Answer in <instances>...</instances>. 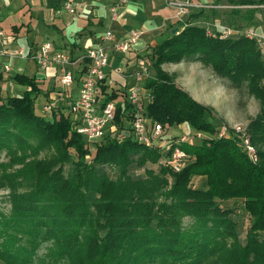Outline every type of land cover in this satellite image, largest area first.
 Segmentation results:
<instances>
[{"label":"trees","instance_id":"obj_1","mask_svg":"<svg viewBox=\"0 0 264 264\" xmlns=\"http://www.w3.org/2000/svg\"><path fill=\"white\" fill-rule=\"evenodd\" d=\"M211 15L191 13L142 56L152 71L141 82L142 112L149 129L162 128L149 147L134 138L125 88L98 83V104L114 106L113 128L88 142L69 113H35L40 87L34 78L0 71V151L10 158L7 168L19 167L0 175V189L11 199L9 215L0 218L2 264H30L42 243L67 264H204L211 257L220 264H264V59L252 40L207 36L200 23ZM181 62L210 67L261 103L246 128L257 162L248 159L239 135L218 137L211 108L162 69ZM7 82L26 89L4 96ZM183 124L202 134L200 144L178 143L179 136L159 144L172 140L163 138L169 128ZM175 146L187 155L179 172L168 164ZM41 153L50 155L38 158ZM237 213L250 222L244 243ZM184 218L192 220L187 228Z\"/></svg>","mask_w":264,"mask_h":264},{"label":"crops","instance_id":"obj_2","mask_svg":"<svg viewBox=\"0 0 264 264\" xmlns=\"http://www.w3.org/2000/svg\"><path fill=\"white\" fill-rule=\"evenodd\" d=\"M118 1L121 0H0V28L6 34V57L0 60V71L2 64L9 62L11 68L9 72H5V77L23 74L34 78L40 87L39 96L48 101L54 100L52 108L67 112V102L75 100L78 96L81 76L79 72L83 65L76 64L72 67L76 80L70 87L62 88L59 84L60 68L42 70L34 61L16 56L17 52L23 50L26 54L31 53L42 43L49 42L53 51L65 52L73 60H77L84 56L87 50L101 44L108 53V67L105 70L107 79L112 80L116 88L128 90L134 85L131 74L141 67L146 48L166 37L168 28H175V10L166 7L163 0H124L117 20L112 22L110 6L118 4ZM192 1L200 4L226 3L225 0ZM67 3L72 5L75 13L66 10ZM206 11L208 15L216 13L217 16L230 10ZM108 30L112 31L116 41L133 34H137L139 39L129 53H115L111 42H102L100 39ZM260 35L264 36V29ZM181 64L190 76L189 81L187 83L181 80L176 83L195 101L211 108L213 114L219 113L218 107L212 105L213 102L208 103L200 99L203 95H216L214 98H217L219 94H223L218 93L217 89L221 87L217 88L215 79L211 78V72L206 70L201 73V68L205 65L200 62H181L174 65ZM116 68L120 69L121 74L115 73ZM14 85L7 82L3 86L14 92ZM25 89L23 87L19 92ZM209 121L213 124L215 119L209 118ZM180 126L190 128L187 124ZM177 136L179 135L170 134L167 130L163 138L172 140L167 143L164 140L161 145L167 146L174 142ZM195 140L193 143L199 144Z\"/></svg>","mask_w":264,"mask_h":264},{"label":"built area","instance_id":"obj_3","mask_svg":"<svg viewBox=\"0 0 264 264\" xmlns=\"http://www.w3.org/2000/svg\"><path fill=\"white\" fill-rule=\"evenodd\" d=\"M166 7L175 10L174 19L176 22H183L192 12L200 10H264V3L254 5H233L230 3L223 4H200L192 0H163ZM124 3L114 4L110 7L111 21L117 20L120 7ZM65 8L70 13H75L71 4H66ZM206 35L212 38L218 37L219 39H226L228 37H243L255 42L261 57L264 59V36L256 32L252 27L245 26H225L221 24H214V27L205 26ZM102 42H111L112 49L115 53L127 54L131 48L137 44L139 36L133 34L116 41L111 30L106 31L101 37ZM6 34L0 28V60L6 57L5 52ZM22 59H30L42 70L58 67L61 70L59 77V84L62 88L70 87L74 81V74L72 67L76 64H82L80 86L78 96L75 100L67 102V113L73 116L72 119L76 120V132L78 135L86 139V141H95L100 139L108 129H112L111 122L114 117V106L112 103H107L105 106H100L96 99L97 85L99 82L106 80L109 86H113L112 80H108L105 70L108 67V53L103 45L98 44L93 48L87 50L84 56L80 59L73 60L65 52L53 51L52 45L49 42L42 43L35 51L25 53L19 50L17 55ZM11 65L9 62L2 64V71L9 72ZM84 69V70H83ZM83 71V72H82ZM115 73L121 74L119 68H116ZM149 75L146 67H139L132 74V85L126 90L128 102L133 107L134 113L131 121V128L134 138L141 144L149 147L161 136V127L155 125L148 128V122L143 115L142 100L146 99V91L141 87L142 80ZM43 112L50 115L52 106L48 103L43 106ZM247 125H235L231 128L225 126L221 127L218 132V137L227 136L230 132L240 136L242 147L248 159L255 163L257 162V152L255 147L250 143L247 134ZM195 139H202L201 133L181 135L178 143L193 142ZM187 155L175 146L169 156L168 164L173 172H179Z\"/></svg>","mask_w":264,"mask_h":264},{"label":"rangeland","instance_id":"obj_4","mask_svg":"<svg viewBox=\"0 0 264 264\" xmlns=\"http://www.w3.org/2000/svg\"><path fill=\"white\" fill-rule=\"evenodd\" d=\"M119 2V1H118ZM117 2V3H118ZM225 2L228 3V1L225 0ZM120 3V2H119ZM125 3V1H124ZM122 3V5L124 4ZM112 6V5H111ZM110 6V7H111ZM239 12L232 13L230 11L223 12L222 14H218L216 16V13H213L210 17H204L203 21H201L200 25L202 26H210L214 27V24H221L225 26H245V27H252L256 30L257 33L261 34L263 33L264 29V10H252L254 13L252 15L249 10L245 9H237ZM250 17V20L247 18ZM174 24L176 25V21L174 20ZM172 27V26H171ZM171 31V28H168L167 30V36L169 35ZM162 39V38H161ZM147 58H142V65L143 67H146L149 71V73L152 71L150 70L149 66H147L146 63ZM188 66V65H187ZM193 68V65L191 66ZM139 69V68H138ZM162 69L166 71L168 74H171L175 81L179 83L181 80H185L187 83L189 81V74L185 70V67L181 64L174 65V64H166L162 66ZM202 72H205L206 70H209V73L211 72V78L215 79V84L218 87L217 91L219 94V97H216V95L208 94V96L203 95L204 97L200 98L203 101H207L208 103H214L212 105L218 107L219 113H212V119H215V122L213 123L214 126L217 128H221L223 126L227 128H231L235 125H247L249 121H251L259 112L261 108V103L257 101L256 99L248 96L246 93V90L244 88H240L239 90L236 88H232L230 84L222 80L220 78H217L216 75L212 72L211 68L208 66H203ZM3 72V71H2ZM6 73L4 72V75ZM210 76V75H209ZM118 80L117 78H115ZM15 90L9 91L6 87L3 88V95H12V96H18L22 94L23 92H19L21 88H23L20 85L15 84L14 85ZM128 87V86H127ZM203 94V92H201ZM215 99V100H214ZM54 100H46L43 96H38L35 100V113L42 117H47V114L43 112V106L45 104H49L50 106L53 105ZM214 112V111H213ZM73 118V116H71ZM170 134L173 135H179V137L185 133L193 134L195 133L193 129L188 127H182V126H173L169 129ZM178 137V136H177ZM176 137V138H177ZM164 140L159 141V144H161ZM196 143H201L199 139L195 140ZM49 153H41L39 154L38 158H46L49 157ZM10 164V158L6 154L5 151H0V165L3 167H0V175L3 172H11L16 169H18V166L8 167L7 165ZM2 180L0 179V182ZM0 186L2 184L0 183ZM10 195L9 191L7 189H0V218L3 215H9L10 213ZM237 217H235V222L237 226L238 231V238L239 240L244 243L245 241V234L249 228L250 222L248 219V216L243 215L242 213H237ZM192 224V220L190 218H184L182 221L183 227L187 228ZM262 237L264 238V234H262ZM50 247V243H42L38 249L35 251V254L32 257L30 264H67V262L63 259L57 258L55 259L52 257L51 253L49 254L48 248ZM0 264H2L0 262ZM204 264H220L218 259L216 257L208 258V260Z\"/></svg>","mask_w":264,"mask_h":264},{"label":"water","instance_id":"obj_5","mask_svg":"<svg viewBox=\"0 0 264 264\" xmlns=\"http://www.w3.org/2000/svg\"><path fill=\"white\" fill-rule=\"evenodd\" d=\"M178 29L176 28L175 30H174V32H176Z\"/></svg>","mask_w":264,"mask_h":264}]
</instances>
